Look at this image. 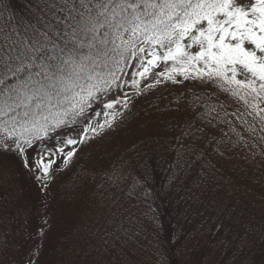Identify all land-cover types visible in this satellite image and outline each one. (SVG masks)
<instances>
[{"label":"trees","instance_id":"trees-1","mask_svg":"<svg viewBox=\"0 0 264 264\" xmlns=\"http://www.w3.org/2000/svg\"><path fill=\"white\" fill-rule=\"evenodd\" d=\"M52 2L0 0L5 51L11 42L5 37L26 39L33 26L43 31L37 22L55 15ZM55 3L60 8L62 0ZM237 3L250 6L255 0ZM131 53L114 55L97 67L85 83L95 88L82 112L79 104L63 101L25 116L23 109L5 110L0 96V128H19L11 148L0 151V264L9 260L20 232L51 190L55 213L39 257L44 264H59V251L84 207L105 199L108 213L118 202L125 211L142 215L134 259L148 264H264V90L258 79L252 87L192 74L177 78L175 85L168 81L124 101L116 130L91 131L80 140L83 149L73 148L68 159L66 132L109 110L99 89L123 93ZM237 79L253 80L250 74ZM58 144L64 159L54 154L52 173L44 177L28 154L33 145L46 152Z\"/></svg>","mask_w":264,"mask_h":264},{"label":"snow or ice","instance_id":"snow-or-ice-1","mask_svg":"<svg viewBox=\"0 0 264 264\" xmlns=\"http://www.w3.org/2000/svg\"><path fill=\"white\" fill-rule=\"evenodd\" d=\"M51 11L55 15L47 22H37L43 31L33 26L26 39L5 37L11 41L6 51L0 45L5 110L23 109L29 116L70 101L82 112L95 88L85 83L97 67L114 55L145 52L141 45L152 46L142 77L161 62H172L161 73L168 79L173 73L185 79L192 74L237 87H252L258 79L264 90V0L243 7L237 0H62L60 8L53 0ZM221 15L224 19L217 18ZM193 48L198 50L189 51ZM242 74L253 80L237 79ZM73 155L68 152V159Z\"/></svg>","mask_w":264,"mask_h":264},{"label":"rangeland","instance_id":"rangeland-1","mask_svg":"<svg viewBox=\"0 0 264 264\" xmlns=\"http://www.w3.org/2000/svg\"><path fill=\"white\" fill-rule=\"evenodd\" d=\"M141 46L146 48L145 52L141 53L137 50L134 55L131 53L133 65L127 75V81L123 83V93L112 94L99 89V95L105 100V109H108L107 104H113L112 112L110 109L104 110L103 113L95 114L94 118L84 126L81 124L71 127L66 132L63 143H67L68 140L77 142L71 145L67 143L64 152L72 151L75 147L79 150L83 149L80 140L89 138L93 130L115 131L123 120L124 101L127 103L129 98H140L144 93L159 87L162 88L168 81L175 85L177 78L178 82L182 80L183 75L177 77L179 74L175 73L172 74V79H168L166 75H161L162 72H166L168 68L173 66L172 62L167 65L161 62L159 66L150 68L147 75L140 76L139 73L148 66L147 60L151 58L148 53L152 50V46ZM246 47L251 48L250 45H246ZM156 50L162 52L163 49L157 48ZM197 50V48L189 49L193 52ZM199 67L202 68L203 65L201 64ZM192 77L194 80L195 76ZM114 83L116 84L117 81ZM111 90H115V86H112ZM18 133L19 128L14 126L0 128V151L9 150ZM57 146L58 148H56ZM57 146L50 148V151L41 152L37 150V146L33 145L28 154L29 161L35 160L37 162L39 172L44 177L52 173L54 154L60 153L59 160L64 159V154L61 153L62 145L58 144ZM45 165H49L47 173L44 172ZM53 196L54 190H51L42 209L32 213L30 224L20 232L6 264H44L39 257L46 243V236H49L51 222L54 220L55 211L51 202ZM95 197L94 195V199ZM105 200L95 204L90 203L89 207H84L85 211L77 217L74 223L75 230L71 233L68 243L59 251L61 255L57 259L59 264H148L146 260L134 259L132 256L133 243L136 241L137 233L143 230L140 222L142 215L136 216L130 211H125L118 202L108 213L103 210L108 203V199ZM2 233L3 230H0V235Z\"/></svg>","mask_w":264,"mask_h":264}]
</instances>
